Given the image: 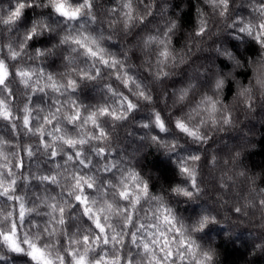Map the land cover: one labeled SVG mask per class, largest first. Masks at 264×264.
<instances>
[{
    "label": "clouds",
    "instance_id": "9594fccd",
    "mask_svg": "<svg viewBox=\"0 0 264 264\" xmlns=\"http://www.w3.org/2000/svg\"><path fill=\"white\" fill-rule=\"evenodd\" d=\"M0 264H264V0H0Z\"/></svg>",
    "mask_w": 264,
    "mask_h": 264
}]
</instances>
